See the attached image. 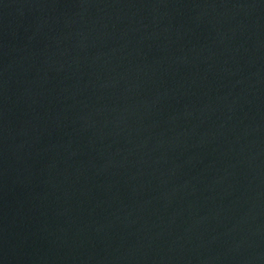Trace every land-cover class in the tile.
I'll return each mask as SVG.
<instances>
[{"label": "water", "instance_id": "1", "mask_svg": "<svg viewBox=\"0 0 264 264\" xmlns=\"http://www.w3.org/2000/svg\"><path fill=\"white\" fill-rule=\"evenodd\" d=\"M0 264H264V0H0Z\"/></svg>", "mask_w": 264, "mask_h": 264}]
</instances>
